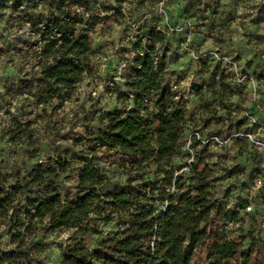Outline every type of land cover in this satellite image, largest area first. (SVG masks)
Here are the masks:
<instances>
[{
    "label": "clouds",
    "instance_id": "clouds-1",
    "mask_svg": "<svg viewBox=\"0 0 264 264\" xmlns=\"http://www.w3.org/2000/svg\"><path fill=\"white\" fill-rule=\"evenodd\" d=\"M136 249L264 264V0H0V264Z\"/></svg>",
    "mask_w": 264,
    "mask_h": 264
},
{
    "label": "trees",
    "instance_id": "trees-1",
    "mask_svg": "<svg viewBox=\"0 0 264 264\" xmlns=\"http://www.w3.org/2000/svg\"><path fill=\"white\" fill-rule=\"evenodd\" d=\"M70 43V42H68ZM73 49L70 47L69 51H72ZM150 81L148 80H144L141 82V87H144L145 84H149ZM158 119L161 122V127H162V131H172L174 134V127H173V122L169 121V118L167 116L161 115L160 117H158ZM177 119H179V117H177ZM121 131L119 125H117L115 132L113 133V135L118 134ZM142 134V130L141 133ZM142 146V142L137 140L136 141V147H141ZM92 179H94V177H88V181L90 182ZM135 196V193H122L121 195L117 196L116 199L117 201H124L127 204H132L135 203V199L129 198V196ZM32 206H37L40 207L41 212L47 210L44 206H41L37 203H33ZM197 207H201L204 208L205 213L207 212V208L204 207L203 204H197ZM47 208H51V204H49L47 206ZM75 211V209L73 210ZM150 212H143L141 213L139 216L135 217L133 220V225L134 227H138L140 229H147L150 227L151 225V221L149 219H147V217L150 215ZM57 215L60 216L61 222L65 221L66 219H68L69 217L65 214H61V213H57ZM72 218H75L74 216ZM173 219H179V217H168L163 223L166 224V226L168 228L173 227L172 224V220ZM165 237H167V233L165 232ZM127 240H139L138 236H134V237H127ZM164 249H166L164 251V256H168L169 252L171 251V247H173V245L171 244V242L166 238L164 245H163ZM139 250H130L128 253V259H124L121 264H129V260L132 261V264H141L140 259L136 258V255L138 254ZM80 256V252L78 250H74L73 252H71L69 254V258L73 259L74 264H83V260L82 259H77V257ZM97 264H103V258L97 254ZM161 264H167L166 261H161Z\"/></svg>",
    "mask_w": 264,
    "mask_h": 264
}]
</instances>
